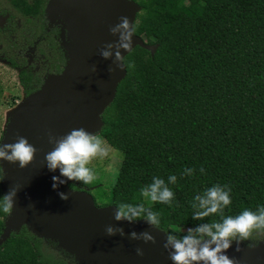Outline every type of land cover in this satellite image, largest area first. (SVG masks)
Wrapping results in <instances>:
<instances>
[{"label": "trees", "instance_id": "16d2710c", "mask_svg": "<svg viewBox=\"0 0 264 264\" xmlns=\"http://www.w3.org/2000/svg\"><path fill=\"white\" fill-rule=\"evenodd\" d=\"M10 1L34 12L45 0ZM135 1L134 33L157 48L136 45L125 55L132 67L101 115L98 134L123 153L118 173L108 192L97 178L69 186L97 185L96 195L88 191L105 205L143 202L160 213L158 228L178 237L220 219L192 218L194 196L213 184L231 187L225 215L264 206V0ZM24 86L27 94L38 88ZM185 168L195 171L183 175ZM170 174L177 176L171 204L143 199L140 183ZM6 216L0 211V234ZM261 240L264 232H254L251 242ZM0 264L77 263L23 225L0 243Z\"/></svg>", "mask_w": 264, "mask_h": 264}, {"label": "water", "instance_id": "95a60500", "mask_svg": "<svg viewBox=\"0 0 264 264\" xmlns=\"http://www.w3.org/2000/svg\"><path fill=\"white\" fill-rule=\"evenodd\" d=\"M140 5L135 0H49L46 16L50 21L60 16L67 29V40L62 42L66 62L58 74H49L41 86L26 95L8 114L0 142H15L17 135L28 138L37 149L35 159L26 168L0 161V168L7 177L0 182L3 194L9 188L20 186L11 215L4 219L0 243L11 232H18L23 225L33 234L57 243V246L74 256L77 264H173L164 248L167 233L150 226L143 219L129 223L113 218L115 205L97 206L92 194L85 189H73L67 181L53 189V176L44 163L45 154L53 147L48 133L64 135L73 128L83 127L98 134L102 128V113L113 101L118 83L124 78L126 68L108 71L115 66L112 60L99 55L107 42L118 39L109 27L119 23V17L127 16L134 23ZM140 45L154 54L157 45L147 44L133 34V47ZM131 49V50H132ZM124 56L129 52L121 50ZM95 64L96 72L91 71ZM61 179H65L61 177ZM59 192L69 194L61 199ZM34 205V207L32 206ZM123 227L126 233L149 231L156 243L132 240L127 235L107 236L106 225ZM256 247L248 248L244 242L242 251H235L236 243L226 252L239 264H264V240ZM144 255L139 256L136 248Z\"/></svg>", "mask_w": 264, "mask_h": 264}, {"label": "clouds", "instance_id": "9594fccd", "mask_svg": "<svg viewBox=\"0 0 264 264\" xmlns=\"http://www.w3.org/2000/svg\"><path fill=\"white\" fill-rule=\"evenodd\" d=\"M109 32L117 36L113 42L105 43L99 50V55L105 60H112L113 66L108 71L115 73L117 69L132 67L126 64L125 56L121 50L131 51L133 47V34L135 28L129 17H119V23L109 27ZM91 71L96 72L95 64ZM48 142L53 145L52 149L44 156V163L50 171L59 169L60 175L53 176V189L67 181H79L90 184L95 179L90 162L97 156L107 154L104 141L99 134L90 132L83 127L73 128L61 136L48 133ZM38 149L22 135L15 137V142H0V161H8L17 164L23 169L35 159ZM195 169L185 168L183 175L191 176ZM204 172V168H200ZM7 177L6 170L0 168V182ZM64 177L65 179H61ZM177 183L176 175H169L167 181L160 176H153L152 181L140 189L144 200L152 203L171 204L175 193L169 185ZM20 186L9 188L8 192L0 196V211L11 215L15 205V198ZM231 187L227 184H213L206 188L203 193L194 196L191 207L194 209L192 218L204 221L205 218L219 215V220H209L195 227L187 229L186 234L177 236L167 234L164 248L168 250L169 259L173 264H239V261L226 254L227 250L236 243L235 251H242L241 244L248 242V248L253 249L256 244L251 242L254 232H264V206L256 210L243 208L236 215H225L224 209L232 204ZM61 199L68 200L69 194L59 192ZM34 207V205H32ZM116 221H127L129 223L143 219L147 224L159 227L160 213L145 203L121 202L116 205L113 212ZM105 234L121 237L126 235L132 240H142L145 243H156V237L149 231L137 232L135 230L126 233L123 227L106 225ZM139 256L144 255L141 247L136 248Z\"/></svg>", "mask_w": 264, "mask_h": 264}, {"label": "flooded vegetation", "instance_id": "af4514ba", "mask_svg": "<svg viewBox=\"0 0 264 264\" xmlns=\"http://www.w3.org/2000/svg\"><path fill=\"white\" fill-rule=\"evenodd\" d=\"M48 2L33 12L0 0V60L15 72L24 97L28 95L24 81L39 88L47 75L60 73L66 62L62 42L67 40V29L60 16L53 21L47 18Z\"/></svg>", "mask_w": 264, "mask_h": 264}, {"label": "rangeland", "instance_id": "374dc122", "mask_svg": "<svg viewBox=\"0 0 264 264\" xmlns=\"http://www.w3.org/2000/svg\"><path fill=\"white\" fill-rule=\"evenodd\" d=\"M21 87L19 86L15 72L11 68L0 60V141L4 127L8 121V114L10 110L23 99ZM104 146L107 149V154L103 156H97L92 159L89 167L93 169L95 178L99 180V189L108 192L114 183L115 177L119 170L120 161L123 158V153L114 149L106 141ZM147 183H140L139 188H143ZM93 185L85 190L90 189L93 195H96V188ZM105 197H96L95 203L97 206H105L107 203Z\"/></svg>", "mask_w": 264, "mask_h": 264}, {"label": "bare ground", "instance_id": "6f19581e", "mask_svg": "<svg viewBox=\"0 0 264 264\" xmlns=\"http://www.w3.org/2000/svg\"><path fill=\"white\" fill-rule=\"evenodd\" d=\"M20 102V101H19ZM19 102L12 108V109H15L17 107V105L19 104Z\"/></svg>", "mask_w": 264, "mask_h": 264}]
</instances>
